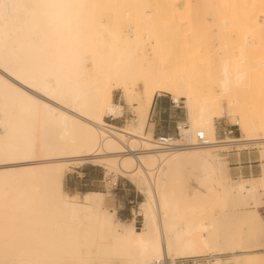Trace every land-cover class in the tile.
Returning <instances> with one entry per match:
<instances>
[{
    "label": "bare ground",
    "instance_id": "1",
    "mask_svg": "<svg viewBox=\"0 0 264 264\" xmlns=\"http://www.w3.org/2000/svg\"><path fill=\"white\" fill-rule=\"evenodd\" d=\"M132 2L0 0V264H151L165 254H227L213 264H264V252L246 249L264 247V167L259 176L233 180L215 152L264 143V119L254 113V99L247 103L251 83L237 61L243 47L235 56L228 47L234 39L207 44L206 80L195 76L197 67L195 77L172 73L157 58L171 35L144 25L142 9L127 8ZM220 21L224 39L233 26ZM247 27L234 35L242 45ZM116 88L135 111L121 127L103 118L121 114L122 105L112 102ZM161 92L182 99L187 113L170 147L147 129ZM225 108L242 137H216L214 118ZM83 157L140 189L145 228L119 221L104 205L105 193L65 188V167ZM178 158L210 166L203 194L167 187V167Z\"/></svg>",
    "mask_w": 264,
    "mask_h": 264
},
{
    "label": "rangeland",
    "instance_id": "2",
    "mask_svg": "<svg viewBox=\"0 0 264 264\" xmlns=\"http://www.w3.org/2000/svg\"><path fill=\"white\" fill-rule=\"evenodd\" d=\"M116 1L120 2L121 0ZM208 1L210 2L209 6H204L202 0H133L127 8L133 11L139 8L142 9L144 14L143 24L154 26V31H161L162 27L167 28L166 34L171 35L172 43L170 45L167 44L166 36L157 52V58H159L162 65L171 64L172 73L181 72L186 78L193 77L194 74L192 72L194 70L192 71V69L197 67L195 76L198 75V79L206 80L209 77L207 70L208 57L203 53V49L207 44L220 45L222 43L221 40L234 39V41L230 40V45L227 46L231 52L234 49L235 56L240 51V48L243 47L244 49V53H241L242 57L239 55L237 61L243 63L248 74V80L251 83V86H248L251 90L246 94V98H248L247 96L250 97V95L253 98H250L247 103L252 106L255 100L253 104L255 112H253L261 117L262 120L264 119V67L261 65V60L264 58V0ZM118 6H121V3ZM221 19L228 23V28L236 27V29L232 27L230 30L225 28L230 31L229 35L223 29L222 33L225 34L222 35H228L224 39L223 36L220 39V35H218L220 29H218L217 23ZM207 23H210L211 27H208ZM244 25L245 28L246 26H249V28L247 27L248 30L245 35L247 38L244 45H242L244 39L241 37L245 33L241 35V41L237 42L236 37L238 35L237 38H239L242 27L244 30ZM180 67L184 70H180ZM251 99H254L252 100L253 102H250ZM112 102L122 105L121 114L116 117H113V115L104 116L105 122L121 127L133 121L135 111L132 107V102L125 98L121 89L116 88L113 90ZM176 104L179 105V109L183 110L185 115H183V119L186 124V109L183 106L182 99ZM222 105L225 107L224 103ZM153 119V113L151 116L148 115L147 121L150 127ZM235 120L236 116L230 114L225 108V112L214 118L216 137L219 139L242 137L243 133L238 128ZM173 135L176 136V134ZM239 146V149L235 145H230L227 149L217 148L215 151L220 158L226 160L227 174L233 180L245 176L258 175L261 167L260 158H264L261 155L264 154V143H249L245 146ZM94 157L74 159L67 164L62 178L65 188L68 191L70 190V193L79 195L87 190L101 191L105 193L104 205L111 211L115 210L119 221L126 225H134L137 229L145 228L146 220L139 208V203L144 199L140 189L129 178L113 170H107ZM249 164H254L255 168L251 170L246 168V171L240 170L242 169L240 165L248 167ZM177 168L178 179L170 182L169 185L177 193L185 190L198 192L200 187H198L197 183L198 170L196 166L180 162ZM210 212L217 215L219 209L215 206ZM260 214L261 216L263 215L264 220L263 208L260 209ZM246 249L247 251L264 252V247L262 246H248ZM225 257H228V255L226 254Z\"/></svg>",
    "mask_w": 264,
    "mask_h": 264
},
{
    "label": "crops",
    "instance_id": "3",
    "mask_svg": "<svg viewBox=\"0 0 264 264\" xmlns=\"http://www.w3.org/2000/svg\"><path fill=\"white\" fill-rule=\"evenodd\" d=\"M176 103L177 102H175L172 99L171 95L167 93L161 92L154 95L152 103L148 110V115L151 116L153 113L154 119L151 127L149 126V124H147V129L150 131V133L153 136L159 134H172V135L176 134L179 124L185 123L183 119L185 116L183 110L179 109L180 107H178L179 105H177ZM259 158H260V151H259ZM260 159H261L260 171L259 174L255 176H259L262 173V169L264 167V158H260ZM180 162H184L187 165H195L196 169L198 170L197 183H198V187H200V190L198 192H190L189 196H192L193 194H203L209 188L211 182L209 178L210 166L200 162L189 164L185 162L182 158H178L169 167H167V171H168V176L166 179L167 187L171 190H174V188L171 187V185L169 184L170 182H174L178 179L177 167ZM240 166L242 168L240 170L243 171H246L247 170L246 168H248L249 170L255 168L254 164H249L248 167H246V165H240ZM255 176L250 175L245 177H255Z\"/></svg>",
    "mask_w": 264,
    "mask_h": 264
},
{
    "label": "built area",
    "instance_id": "4",
    "mask_svg": "<svg viewBox=\"0 0 264 264\" xmlns=\"http://www.w3.org/2000/svg\"><path fill=\"white\" fill-rule=\"evenodd\" d=\"M176 136L180 137L178 128ZM176 136L172 134H159L155 135V138L159 146L170 147L173 146V138ZM196 138L199 144H205V138L201 131L196 132ZM225 256L226 254H202L192 256H169L165 254L153 259L151 264H213L216 257L224 258Z\"/></svg>",
    "mask_w": 264,
    "mask_h": 264
}]
</instances>
